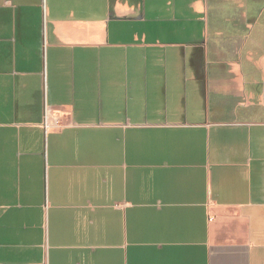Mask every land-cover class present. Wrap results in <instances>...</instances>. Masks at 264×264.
<instances>
[{"label":"crops","instance_id":"crops-1","mask_svg":"<svg viewBox=\"0 0 264 264\" xmlns=\"http://www.w3.org/2000/svg\"><path fill=\"white\" fill-rule=\"evenodd\" d=\"M0 264H264V0H0Z\"/></svg>","mask_w":264,"mask_h":264}]
</instances>
